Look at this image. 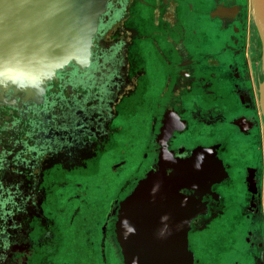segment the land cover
Listing matches in <instances>:
<instances>
[{"label":"flooded vegetation","instance_id":"obj_1","mask_svg":"<svg viewBox=\"0 0 264 264\" xmlns=\"http://www.w3.org/2000/svg\"><path fill=\"white\" fill-rule=\"evenodd\" d=\"M243 1L105 0L84 61L65 64L38 88L0 84V264H74V255L110 264L114 248L123 264L114 234L119 202L161 149L180 164L210 147L225 177L200 195L205 210L189 223L192 264H264L256 240L264 149L260 154ZM216 7L224 15L210 16ZM148 53L159 59V83L147 70ZM135 112L143 129L133 141ZM127 144L140 150L139 178L116 197L95 180L102 157L124 156ZM62 204L67 228L79 209L103 207L96 225L90 217L77 221L70 235L77 249L63 248ZM232 212L247 231L241 241V232L226 236L223 246L216 227ZM57 254L65 262L56 263Z\"/></svg>","mask_w":264,"mask_h":264},{"label":"water","instance_id":"obj_2","mask_svg":"<svg viewBox=\"0 0 264 264\" xmlns=\"http://www.w3.org/2000/svg\"><path fill=\"white\" fill-rule=\"evenodd\" d=\"M104 1L0 0V84L34 89L65 64L79 65ZM248 1L264 50V0ZM221 9L210 16H221ZM224 177L214 147L197 148L180 164L161 149L154 167L119 202L114 234L122 263L192 264L189 223L205 210L200 195Z\"/></svg>","mask_w":264,"mask_h":264},{"label":"rangeland","instance_id":"obj_3","mask_svg":"<svg viewBox=\"0 0 264 264\" xmlns=\"http://www.w3.org/2000/svg\"><path fill=\"white\" fill-rule=\"evenodd\" d=\"M243 29H244V36L247 37L248 45L251 52V58L249 63L250 68V78L253 82L254 92L256 93V102H257V109H256V129L258 131V140H259V148H260V154L262 150L264 149V117L263 112L260 107V98H259V90L260 86L264 84V50L262 48L256 27L254 25V22L252 21L250 11H249V1L244 0L243 1ZM149 58L148 68L147 70L149 73H153V78L157 83H159V75L155 74L158 73L157 67L160 62L158 58H156L155 55L148 53L147 54ZM161 65V64H160ZM153 80V83L155 82ZM140 113V112H139ZM139 113H134L131 117V122L133 123L131 127L132 136H134V140L137 136L139 140V136L142 134L143 129V115H138ZM124 153V156L122 154H119V152H115L110 156L105 155L102 157L101 164H100V172L98 176L96 177L95 183L96 185L100 184L104 186L105 183L108 184V188L111 187V189H114L116 197H121L125 192H128L132 188V180L133 178H139V174L136 171L135 165L139 162V155L140 150H138V146L132 148L130 145H126L124 150H121ZM121 160H123L125 163L118 169H113V166L118 164ZM264 161V156H263ZM99 177V178H98ZM260 177V182H259ZM88 184H90L91 191L93 189L94 181L93 179H90ZM258 191L261 192L260 196V204L256 205V240H259L262 245V250L264 252V222H263V204H264V162L262 166L261 176L260 173L258 174ZM263 193V194H262ZM100 196L103 195L100 193ZM90 200H92V196H90ZM63 207L61 211H59V225L63 229V232H61V242L63 243V248H74L77 249V244L70 246V243H73L74 241H70L72 231H74V226L79 220L81 222L82 219H89L94 223L95 225L98 223L97 219L99 215L103 212V207L101 205H98V207L94 208L91 212L89 209H79V211L75 214L76 218L73 219V223L70 225L69 228L63 227L64 220L69 216L68 209L65 207L66 204H62ZM70 207V206H69ZM233 212L230 213L228 216H225L222 218L223 220L218 223V226L216 227L215 234L217 235V241L219 244H222L224 246L223 241H227L226 236L237 234L241 232L240 235V241L244 237L245 232L247 231V223L243 221V218L239 216H235ZM245 225V228L243 229V232L241 231V226ZM77 226V225H76ZM243 236V237H242ZM242 237V238H241ZM215 243V242H214ZM209 244L206 248L207 251H214L213 245ZM244 247V245L242 244ZM241 246V247H242ZM226 248V247H225ZM228 250V248H226ZM76 252V250L74 251ZM114 252V258H111L110 264H121L118 251L116 248L113 249ZM66 257H63L61 254H57L55 257V262L58 263L63 260L65 262ZM71 263L74 264H86V257L80 259L79 256L74 255V259L71 261Z\"/></svg>","mask_w":264,"mask_h":264},{"label":"bare ground","instance_id":"obj_4","mask_svg":"<svg viewBox=\"0 0 264 264\" xmlns=\"http://www.w3.org/2000/svg\"><path fill=\"white\" fill-rule=\"evenodd\" d=\"M226 9H221L220 11V14L224 15V12H225ZM259 90V98H260V107H261V110L263 112V117H264V84H262L260 86V89ZM264 193V192H263ZM262 193V194H263Z\"/></svg>","mask_w":264,"mask_h":264}]
</instances>
